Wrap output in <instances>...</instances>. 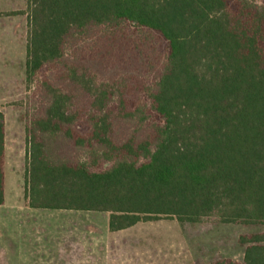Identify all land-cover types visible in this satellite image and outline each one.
Instances as JSON below:
<instances>
[{
    "label": "trees",
    "instance_id": "1",
    "mask_svg": "<svg viewBox=\"0 0 264 264\" xmlns=\"http://www.w3.org/2000/svg\"><path fill=\"white\" fill-rule=\"evenodd\" d=\"M21 13L29 207L106 212L112 232L264 226V0H27L0 15ZM5 150L0 109V205ZM240 243L243 262L209 264H264V234Z\"/></svg>",
    "mask_w": 264,
    "mask_h": 264
},
{
    "label": "rangeland",
    "instance_id": "2",
    "mask_svg": "<svg viewBox=\"0 0 264 264\" xmlns=\"http://www.w3.org/2000/svg\"><path fill=\"white\" fill-rule=\"evenodd\" d=\"M26 8L27 0H0V14ZM27 35L26 14L0 15V109L7 126L0 264H209L224 258L243 262L245 246L240 237L264 234V226L160 219L112 232L106 212L29 207L25 109L17 105L28 93ZM155 39L162 50L165 42L156 34ZM76 127L87 130L84 122Z\"/></svg>",
    "mask_w": 264,
    "mask_h": 264
},
{
    "label": "crops",
    "instance_id": "3",
    "mask_svg": "<svg viewBox=\"0 0 264 264\" xmlns=\"http://www.w3.org/2000/svg\"><path fill=\"white\" fill-rule=\"evenodd\" d=\"M7 128V126H6ZM6 141H7V129H6ZM6 154H7V146H6V150H5V163H6Z\"/></svg>",
    "mask_w": 264,
    "mask_h": 264
}]
</instances>
